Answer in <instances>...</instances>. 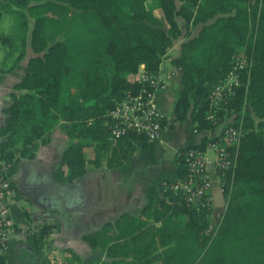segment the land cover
<instances>
[{"label": "trees", "instance_id": "obj_1", "mask_svg": "<svg viewBox=\"0 0 264 264\" xmlns=\"http://www.w3.org/2000/svg\"><path fill=\"white\" fill-rule=\"evenodd\" d=\"M155 1L160 14L146 0H0V18L10 19L0 45L5 56L14 53L12 63L24 60L1 108L0 157L32 156L60 126L68 140L53 169L56 178L71 181L88 165L120 163L147 138L132 130L109 138L114 119L107 111L140 84L131 78L138 65L157 72L181 36L169 59L179 75L171 113L188 119L195 132L220 130L176 150L174 175L146 189L143 219L124 212L88 235L108 232L99 241L107 251L129 249L132 258L123 264H264V0ZM235 57L244 58L239 83L224 102L212 103L209 92ZM225 125L239 136L225 143L232 160L219 174L225 202L209 218V207L187 206L167 184L184 175V150L222 143ZM88 145L92 153L85 157ZM45 232L42 225L37 238Z\"/></svg>", "mask_w": 264, "mask_h": 264}, {"label": "crops", "instance_id": "obj_2", "mask_svg": "<svg viewBox=\"0 0 264 264\" xmlns=\"http://www.w3.org/2000/svg\"><path fill=\"white\" fill-rule=\"evenodd\" d=\"M8 30L1 18L0 32ZM4 50L0 45V125L1 108L9 101L12 83L24 72V60L12 63L14 53L7 57ZM167 66V62L163 63L161 70L170 69ZM177 80L175 73L169 77L166 88L155 93L165 119L160 136L146 139L144 146L137 145L116 165H88L85 173L71 181L56 178L53 169L68 140L60 126L54 127L45 141L37 143L32 156L9 161L6 175L11 195L6 206L11 225L7 245L0 251L3 264H123L132 258L125 246L107 251L100 244L104 237L108 238V232L105 236L88 233L98 231L124 212L143 219L141 209L146 202V189L174 175L176 150L197 142L203 133L218 132V129L195 132L188 119H177L171 111L166 113L169 104L172 107L177 89L171 85ZM83 153L90 157L92 145L85 146ZM215 184L216 178L211 189L219 198ZM42 225H46V232L37 238ZM125 241L129 240H119Z\"/></svg>", "mask_w": 264, "mask_h": 264}, {"label": "built area", "instance_id": "obj_3", "mask_svg": "<svg viewBox=\"0 0 264 264\" xmlns=\"http://www.w3.org/2000/svg\"><path fill=\"white\" fill-rule=\"evenodd\" d=\"M243 59V57H235L227 73L212 87L209 92L212 103L224 102L232 92V87L238 85L237 68L241 67ZM176 72H178L176 66L165 71L158 69L157 72H150L145 70L143 64L140 63L136 72L131 75L132 80L140 84L135 89L125 90L120 99L107 111L109 117L114 119L109 138H114L127 130L143 134L150 140L158 138L164 114L157 106L155 93L166 88L169 77ZM207 117H210L209 113ZM220 134L222 143L211 141L206 144L205 148L187 147L183 152L184 175L167 184V188L179 190L182 193L183 201L187 206L195 208L210 206L213 175L218 176L216 181L222 188L219 174L232 165L229 153L225 149V143H236L239 131L233 125H225ZM209 147L213 150V158H209L207 154ZM8 165V161L0 158V251L7 245L11 225L6 206L11 195L9 178L6 175Z\"/></svg>", "mask_w": 264, "mask_h": 264}, {"label": "rangeland", "instance_id": "obj_4", "mask_svg": "<svg viewBox=\"0 0 264 264\" xmlns=\"http://www.w3.org/2000/svg\"><path fill=\"white\" fill-rule=\"evenodd\" d=\"M146 5L149 7V8H151L152 10H153V12L155 13V14H160V11H159V9H158V7H157V4H156V1L155 0H146ZM2 18H4V22H5V26H7V27H9V25H10V19L7 17V16H3ZM1 19V18H0ZM3 21V20H2ZM196 28H197V25H195V26H190V32L191 33H194L195 32V30H196ZM9 31V30H8ZM181 40V36H179L178 38H176L174 41H173V43H172V45L170 46V48L167 50V53H166V55H165V57H163L162 59H161V61H160V63H159V68L158 69H163L162 68V65H163V63H165V62H167L168 63V66L167 67H172V65L169 63V59H170V57L171 56H175V55H177V53H178V42ZM166 67V68H167ZM170 67V68H171ZM176 76H177V78H179V75H178V72H176ZM172 87H175V86H177V88L179 87V81L177 80V83H175V82H173L172 83V85H171ZM173 96H175V93H174V95ZM171 104H169V106H168V109L166 110V113L167 114H170V111H171V109H172V107L170 106ZM158 106V105H157ZM159 108V107H158ZM218 127H219V125H218ZM215 128V129H218L217 131H219L220 130V128ZM220 136H221V134H220ZM207 154H208V156H209V158H213L214 157V153H213V150L211 149V147H209L208 149H207ZM213 181H215V178L216 179H218V176L215 174V175H213ZM221 182H222V184L221 185H223V186H225V182H223V180L221 179ZM215 185H218V184H215ZM230 185V184H229ZM229 185H227V188H229L230 189V187H229ZM211 187H212V185H211ZM217 190H218V194H219V198L217 197H215V195H214V193H213V191H212V189H210V192H211V197H212V199H211V202H210V206H209V209H208V216H209V218H212V217H214V216H216L217 214H219L220 212H221V210H222V206H223V204H224V202H225V197H224V194H223V189L222 188H220L219 186L217 187ZM214 199H217L216 201L214 200ZM210 221H209V225H210ZM208 225V226H209ZM211 227H209V228H207V230H209Z\"/></svg>", "mask_w": 264, "mask_h": 264}]
</instances>
